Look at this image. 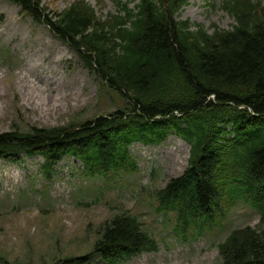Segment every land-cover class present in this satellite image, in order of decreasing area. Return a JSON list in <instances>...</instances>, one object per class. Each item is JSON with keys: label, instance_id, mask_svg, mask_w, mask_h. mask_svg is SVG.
<instances>
[{"label": "trees", "instance_id": "16d2710c", "mask_svg": "<svg viewBox=\"0 0 264 264\" xmlns=\"http://www.w3.org/2000/svg\"><path fill=\"white\" fill-rule=\"evenodd\" d=\"M8 1L66 43L126 108L74 127L0 134V158L40 155L50 178L71 157L89 177H104L135 168L132 145L174 135L189 157L182 175L155 194L159 211L174 218L176 231L198 237L236 206L250 207L259 223L227 236L219 264H264V2L222 0L234 25L209 31L178 18L189 0H138L135 9L127 0L105 18L84 1L51 17L43 0ZM93 248L119 264L156 244L136 217L120 215Z\"/></svg>", "mask_w": 264, "mask_h": 264}, {"label": "rangeland", "instance_id": "374dc122", "mask_svg": "<svg viewBox=\"0 0 264 264\" xmlns=\"http://www.w3.org/2000/svg\"><path fill=\"white\" fill-rule=\"evenodd\" d=\"M77 1L103 18L119 9L110 0H43L42 7L52 16ZM221 2L189 0L178 18L209 31L229 30L234 21ZM125 104L42 24L0 0V134L74 127L123 111ZM188 153L174 135L158 146L136 144L134 169L92 180L82 178L72 159L63 160L50 181L39 156L0 160V264H73L86 257L107 264L93 246L120 215L136 217L157 244L156 252L120 264H219L217 245L231 230L256 227L258 216L237 206L221 227L198 239L176 236L173 217L158 210L154 194L183 173Z\"/></svg>", "mask_w": 264, "mask_h": 264}]
</instances>
